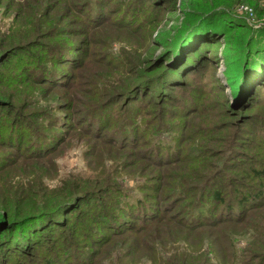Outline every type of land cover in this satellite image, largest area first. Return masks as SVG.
<instances>
[{
    "label": "rangeland",
    "instance_id": "rangeland-1",
    "mask_svg": "<svg viewBox=\"0 0 264 264\" xmlns=\"http://www.w3.org/2000/svg\"><path fill=\"white\" fill-rule=\"evenodd\" d=\"M261 15L0 0V264H264Z\"/></svg>",
    "mask_w": 264,
    "mask_h": 264
},
{
    "label": "trees",
    "instance_id": "trees-1",
    "mask_svg": "<svg viewBox=\"0 0 264 264\" xmlns=\"http://www.w3.org/2000/svg\"><path fill=\"white\" fill-rule=\"evenodd\" d=\"M260 17H261V19H264V18H262V17H264L263 15H261ZM46 30H48V28ZM50 52H51V50H50ZM52 52L55 53L56 51H52ZM254 175L260 176L259 173L256 174L255 172H254ZM215 196H216V199L219 198V195L218 194H215ZM260 196H261V192L257 193L256 197H260Z\"/></svg>",
    "mask_w": 264,
    "mask_h": 264
}]
</instances>
